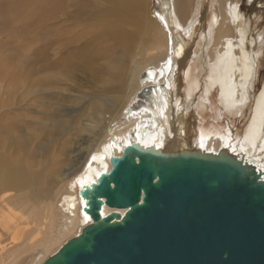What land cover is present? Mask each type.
I'll return each mask as SVG.
<instances>
[{"label":"rangeland","instance_id":"obj_1","mask_svg":"<svg viewBox=\"0 0 264 264\" xmlns=\"http://www.w3.org/2000/svg\"><path fill=\"white\" fill-rule=\"evenodd\" d=\"M238 1L247 14L244 48L253 54L255 65L248 99L229 107L219 86L210 85L208 98L200 100L207 95L206 80L222 49L214 37L218 6L209 0L213 12L196 25L195 32L180 31L194 47L191 54L182 53L177 79L179 96L190 113L180 126L177 145L178 140L185 148L194 145L203 130H221L232 145L251 121L264 87V0ZM171 7V0H0V161L9 174L0 183L7 178L11 184L9 176L16 175L27 186L24 191L9 188L5 202L0 194V215L10 220L21 217L15 202L18 195L42 213L44 204L35 202L30 193L54 196L66 182L56 181V176L69 175L98 128L104 136L119 100L126 95L124 84L133 69L148 51L159 52L154 45L163 33L154 23L159 24L158 16ZM229 40L239 43L242 37ZM195 51L203 70L201 85L190 92L191 78L183 67L189 62L188 54L195 58ZM146 71L139 72L140 81L148 77ZM148 89L132 98L136 107L145 101ZM7 188L0 186L3 192ZM11 247L10 233L0 224V264L17 263L16 249ZM35 254H21L19 264H38L40 255L34 258Z\"/></svg>","mask_w":264,"mask_h":264},{"label":"water","instance_id":"obj_2","mask_svg":"<svg viewBox=\"0 0 264 264\" xmlns=\"http://www.w3.org/2000/svg\"><path fill=\"white\" fill-rule=\"evenodd\" d=\"M109 160L80 190L90 224L43 264H264V170L244 152L133 141Z\"/></svg>","mask_w":264,"mask_h":264},{"label":"bare ground","instance_id":"obj_3","mask_svg":"<svg viewBox=\"0 0 264 264\" xmlns=\"http://www.w3.org/2000/svg\"><path fill=\"white\" fill-rule=\"evenodd\" d=\"M219 1L213 0L214 6H218V16H220L216 19L214 37L215 44H222V49L214 64L211 77L206 80L207 95L201 96L200 100L208 98V93L212 91L209 89L210 85H218L224 103L235 108L248 99L247 85L255 65L253 54L244 48L247 38L246 11L237 4L238 0H225L222 5ZM171 2V9L162 16H158L159 24L154 23L163 33L159 36V42L154 45L159 52L148 51L141 64L133 69L132 76L124 84L126 95L119 100L113 119L104 129V136L100 137V128H98L94 133L93 141L83 151L78 163L69 171V175L56 176V181L64 179L66 182L59 185L54 196L43 197L30 193L33 197L35 196V202L44 204L42 213H39L36 208H30L24 198L18 195L15 202L21 211V217L18 219L16 216V220L13 218L10 220L7 215H0V224L10 233L12 247L9 249H16V264L21 262V254H29V252H36L33 255L34 258L40 255L38 264H43L90 224L91 219L87 216L86 221V215L82 210L84 201L80 196L81 177L94 181L100 172H109L112 168L109 160L111 154L122 155L123 147L133 141H138L144 146L155 145L164 150H177L182 147L179 140V145L176 144V140L181 124L186 116L189 118L190 113L186 110V103L179 96L177 79L181 70L182 53L190 51L191 54L194 44L185 41L180 31L183 29L186 34L195 32L196 25L205 21L209 13L213 11L209 0H171ZM250 2L257 1L250 0ZM170 35L172 41L168 39ZM230 36L242 37V40L239 43L232 42L229 40ZM190 54H188L189 62L183 69L191 78L189 91L193 92L201 85L199 74L203 70V65L196 51L195 58ZM141 71H146L148 77L140 81L139 72ZM147 87L149 89L144 95L145 101L136 107L132 98ZM201 104H203L202 101ZM199 133L198 141L196 142L195 137V144L192 143L194 145L188 148H203L218 152L220 148L226 147L239 155L244 152L251 163L264 170V87L256 98L251 121L245 133L235 143L228 144L229 136L221 130L217 132L203 130ZM194 134L196 135L195 132ZM93 156L97 159L93 160ZM5 175L9 174L6 172L5 164L0 161V178ZM23 177L27 178L26 175ZM3 179L4 182H1L0 186L8 187L6 192L0 189V194L5 195L3 202L10 198L7 193L9 188L24 191L27 187L21 184L16 175L9 176L11 184L8 183L7 178ZM112 211V208L104 207L105 214ZM120 212L124 214L126 210H120ZM35 227L37 228L33 233ZM43 231L44 235H41Z\"/></svg>","mask_w":264,"mask_h":264},{"label":"snow or ice","instance_id":"obj_4","mask_svg":"<svg viewBox=\"0 0 264 264\" xmlns=\"http://www.w3.org/2000/svg\"><path fill=\"white\" fill-rule=\"evenodd\" d=\"M149 75H151V73H149ZM93 160H96L97 157L96 156H93L92 158ZM91 183H93V181H89V180H86L84 179V177H81V187H84V186H91ZM85 220L87 221L88 220V217L86 216L85 217Z\"/></svg>","mask_w":264,"mask_h":264}]
</instances>
